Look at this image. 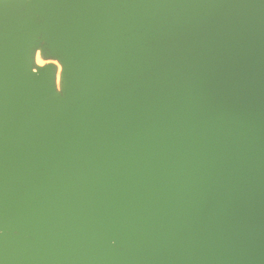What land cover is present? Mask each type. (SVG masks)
I'll use <instances>...</instances> for the list:
<instances>
[{"label": "water", "instance_id": "95a60500", "mask_svg": "<svg viewBox=\"0 0 264 264\" xmlns=\"http://www.w3.org/2000/svg\"><path fill=\"white\" fill-rule=\"evenodd\" d=\"M0 264H264V0H0Z\"/></svg>", "mask_w": 264, "mask_h": 264}, {"label": "bare ground", "instance_id": "6f19581e", "mask_svg": "<svg viewBox=\"0 0 264 264\" xmlns=\"http://www.w3.org/2000/svg\"><path fill=\"white\" fill-rule=\"evenodd\" d=\"M36 62H37V65L42 67V66H45L47 64V60H45L43 57H42V51L39 50L37 52V55H36ZM50 62V61H49ZM56 67H57V87L59 90H61V82H62V74H63V66L62 64L55 60V61H51Z\"/></svg>", "mask_w": 264, "mask_h": 264}, {"label": "rangeland", "instance_id": "374dc122", "mask_svg": "<svg viewBox=\"0 0 264 264\" xmlns=\"http://www.w3.org/2000/svg\"><path fill=\"white\" fill-rule=\"evenodd\" d=\"M44 58V57H43ZM45 60H47V64L46 65H48V64H53L51 61H55V60H48V59H46V58H44ZM50 61V62H49Z\"/></svg>", "mask_w": 264, "mask_h": 264}]
</instances>
